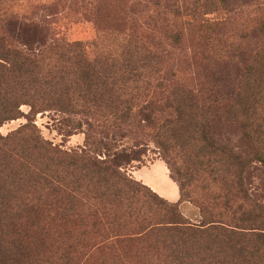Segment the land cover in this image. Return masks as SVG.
Listing matches in <instances>:
<instances>
[{
    "label": "trees",
    "instance_id": "16d2710c",
    "mask_svg": "<svg viewBox=\"0 0 264 264\" xmlns=\"http://www.w3.org/2000/svg\"><path fill=\"white\" fill-rule=\"evenodd\" d=\"M55 1L0 12V128L26 120L0 135V264H264V0H70L95 28L74 42ZM46 112L89 148L43 140ZM118 139L158 150L177 202Z\"/></svg>",
    "mask_w": 264,
    "mask_h": 264
},
{
    "label": "rangeland",
    "instance_id": "374dc122",
    "mask_svg": "<svg viewBox=\"0 0 264 264\" xmlns=\"http://www.w3.org/2000/svg\"><path fill=\"white\" fill-rule=\"evenodd\" d=\"M54 1L55 0H0V12H12V14L29 16L35 9L34 6H39V4L48 3V6H51L54 5ZM246 3H248V0H230L228 4V10L232 11L231 15L235 14V18H239L241 14L246 13L245 11L248 5ZM71 4L72 3H70V0H60V3H58L56 7V10H58L57 12H59V14L54 15L52 11L55 12V10H52L50 7H47V9H45L40 14V16L42 18H45L49 23L50 27L54 28L60 36H63L66 40L70 42L91 40L95 36L94 25L92 23L87 22L84 19L83 14L78 11V8L74 6V4ZM52 16H55V20L51 22L50 18ZM233 40L235 44H240L241 34L236 32ZM183 69L184 67H181L180 70ZM186 71L188 70L186 69ZM22 111L25 114L29 113V109L26 107H23ZM25 123L26 120L24 118L7 122L0 128V135L6 136L7 134L15 131L17 128H19ZM35 125L37 127L38 133L43 138V140L51 143L53 146H56L60 149L66 151H79L82 149L89 148L87 127L83 124L81 129H77V127H75L73 124L68 123L66 118L61 114L55 112H46L43 114H39L35 117ZM117 141L118 142L115 143V151L117 155H128V157L131 159H138V161L132 162L130 165L125 167V172L131 177V172L134 169H137L141 166H145L146 164L158 158H161L158 153V150L152 144H143L140 147H135L129 139H118ZM104 153L105 152H103V154ZM155 174L156 172H152V175ZM133 179L136 180L135 178ZM173 185L172 186L174 187V189L177 190L175 184ZM188 207H184L183 211L185 214H189L191 211H193L190 210L191 207ZM191 218L192 214L190 213L189 219Z\"/></svg>",
    "mask_w": 264,
    "mask_h": 264
},
{
    "label": "crops",
    "instance_id": "0c3cea01",
    "mask_svg": "<svg viewBox=\"0 0 264 264\" xmlns=\"http://www.w3.org/2000/svg\"><path fill=\"white\" fill-rule=\"evenodd\" d=\"M152 172H156V174L152 175ZM131 175L138 182L147 186L165 200L172 203H175L179 200V191L177 185L170 178L167 166L161 158H158L146 164L145 166L134 169L131 172ZM172 183L175 184L177 190L174 189V185Z\"/></svg>",
    "mask_w": 264,
    "mask_h": 264
}]
</instances>
